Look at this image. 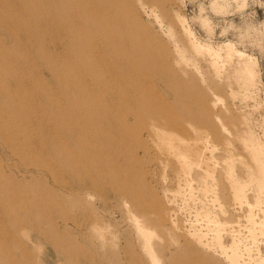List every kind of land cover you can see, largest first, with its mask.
Listing matches in <instances>:
<instances>
[{
  "label": "rangeland",
  "instance_id": "rangeland-1",
  "mask_svg": "<svg viewBox=\"0 0 264 264\" xmlns=\"http://www.w3.org/2000/svg\"><path fill=\"white\" fill-rule=\"evenodd\" d=\"M0 264H264V0H0Z\"/></svg>",
  "mask_w": 264,
  "mask_h": 264
}]
</instances>
